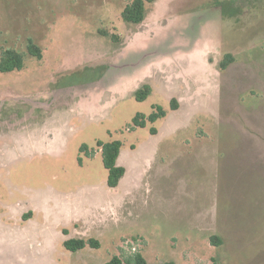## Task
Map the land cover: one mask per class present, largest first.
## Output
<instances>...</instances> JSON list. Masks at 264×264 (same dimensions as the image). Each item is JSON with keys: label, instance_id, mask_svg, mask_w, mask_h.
<instances>
[{"label": "rangeland", "instance_id": "374dc122", "mask_svg": "<svg viewBox=\"0 0 264 264\" xmlns=\"http://www.w3.org/2000/svg\"><path fill=\"white\" fill-rule=\"evenodd\" d=\"M130 1L0 0V59L23 56L0 71V215L38 208L0 217V264H264V0H155L139 24ZM62 231L99 247L69 251Z\"/></svg>", "mask_w": 264, "mask_h": 264}, {"label": "trees", "instance_id": "16d2710c", "mask_svg": "<svg viewBox=\"0 0 264 264\" xmlns=\"http://www.w3.org/2000/svg\"><path fill=\"white\" fill-rule=\"evenodd\" d=\"M155 0H131L129 3H127L122 12L121 17L125 22L128 23H135L139 24L141 23L146 15V3H153ZM231 7L230 2H223L221 4V9L223 11H228ZM29 51L32 55L40 57V53L34 49L32 45H29ZM232 61L231 54H226L223 59L219 62V69H224L229 63ZM23 65V56L22 54L12 51V50H6L4 55H2L0 59V71L1 72H8L12 71L14 69H20ZM150 92V87L147 85H144L143 88H140L137 90L136 96L138 99H143L146 97ZM175 100H172V105L174 106ZM165 113L161 108H156V111L151 113L148 116V119L150 121H154L158 117L163 116ZM143 116L141 114H137V116L134 118L135 125L143 126ZM154 133L155 131L152 130ZM98 145L102 149V161L103 165L107 170V179L106 184L110 188H115L120 179L123 177L125 173V168L121 165L117 164V158L120 152L121 142L118 140H113L110 142H98ZM64 233L65 230H64ZM217 239V237L212 236L211 241L214 242V240ZM219 241V240H218ZM216 243V242H214ZM64 247L69 251H77L79 249L84 248L86 245L97 248L99 247V241L94 238H66L63 241ZM103 264H147L146 259L143 257L140 253L132 254L131 256L123 259L121 256L115 254L111 256L106 262ZM167 264H175L172 261L167 262Z\"/></svg>", "mask_w": 264, "mask_h": 264}, {"label": "crops", "instance_id": "0c3cea01", "mask_svg": "<svg viewBox=\"0 0 264 264\" xmlns=\"http://www.w3.org/2000/svg\"><path fill=\"white\" fill-rule=\"evenodd\" d=\"M125 174H126V170H125L124 175ZM124 175H123V177H124ZM122 178L120 179V181L122 180ZM118 185H119V183H118ZM118 185L115 188H111V189L116 190L118 188ZM61 204H62V206H64L67 209V213H66L65 218L69 219L70 222L71 221L75 222L76 220H81L79 218V216H77V214H79V212H81V211H78V210H70V209H72L71 204H69L68 201H65L64 199L62 200V203ZM20 207L21 206H19V208H15L13 206L12 212H11V214L8 215V217L5 214L4 215L1 214L0 217L1 216L2 217H7L8 223L10 221L11 222L12 221H15L17 223V222H20V221H22L24 219L27 220V221H30L31 219H33V216L35 214L34 212H37L38 211V208L35 205L33 207L34 209H29V211H23V209H20ZM14 226L15 227H13L12 225H9V226L4 225V227L9 231V232L7 231L8 234H9V237H8L9 238V245H12L14 243V236H15L16 232L20 231V229H19L18 226H16V225H14ZM38 233H40V232H38ZM57 233H59V231H56V235H57ZM43 236L44 235H42V234H37L32 239L31 238L27 239V241L29 242V245L30 244L32 245V241L34 243L37 242L38 247H41L42 246L41 245L42 244V239L44 238ZM61 238H63L62 240L64 241L65 238H64L63 231L61 233ZM40 239H41V241H39ZM32 248H33V246L30 247V249H32Z\"/></svg>", "mask_w": 264, "mask_h": 264}, {"label": "flooded vegetation", "instance_id": "af4514ba", "mask_svg": "<svg viewBox=\"0 0 264 264\" xmlns=\"http://www.w3.org/2000/svg\"><path fill=\"white\" fill-rule=\"evenodd\" d=\"M40 107V106H39ZM41 109H43L42 107H40Z\"/></svg>", "mask_w": 264, "mask_h": 264}]
</instances>
